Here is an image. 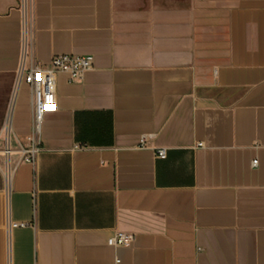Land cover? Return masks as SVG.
Returning <instances> with one entry per match:
<instances>
[{"label": "crops", "instance_id": "crops-1", "mask_svg": "<svg viewBox=\"0 0 264 264\" xmlns=\"http://www.w3.org/2000/svg\"><path fill=\"white\" fill-rule=\"evenodd\" d=\"M16 2L0 0V264H264V0H33L31 59L93 56L56 75L34 164Z\"/></svg>", "mask_w": 264, "mask_h": 264}, {"label": "built area", "instance_id": "built-area-1", "mask_svg": "<svg viewBox=\"0 0 264 264\" xmlns=\"http://www.w3.org/2000/svg\"><path fill=\"white\" fill-rule=\"evenodd\" d=\"M33 0H17L16 8L20 13V57L16 76V85L21 82L29 86L31 93L32 120L31 132L28 136V147L22 150V160L34 164L36 156L40 151L38 146V134L41 129L44 113L51 109L56 102V75L65 73L70 81H78L83 74L93 66V56L91 54H55L46 64L31 59L29 48L32 45V33L30 27V17ZM7 126V122H6ZM151 134H142L139 137V144L144 145ZM202 143H198L201 146ZM4 153H9L6 146ZM156 155L159 158L166 156V149L159 148ZM258 159L251 161V166L255 167ZM6 181L9 179L8 168H6ZM25 225V223L10 222L9 226ZM133 236L124 232H116L109 237L107 243L112 246L128 245L132 242Z\"/></svg>", "mask_w": 264, "mask_h": 264}]
</instances>
